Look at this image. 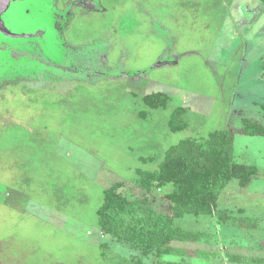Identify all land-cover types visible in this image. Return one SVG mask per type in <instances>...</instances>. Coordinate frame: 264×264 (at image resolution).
<instances>
[{"label":"rangeland","instance_id":"374dc122","mask_svg":"<svg viewBox=\"0 0 264 264\" xmlns=\"http://www.w3.org/2000/svg\"><path fill=\"white\" fill-rule=\"evenodd\" d=\"M99 1L98 12L71 20L62 41L50 0L15 2L3 14L13 34L33 37L0 33V264H106L103 243L156 264L154 255L101 233L104 191L121 183L124 195L144 198L139 172L157 170L171 146L217 130L233 133L236 160L256 166L258 175L245 188L233 180L215 215L176 220L210 241L172 243L182 254L160 260L237 264L229 256H263L264 136L242 129L245 119L264 125V5ZM64 40L80 51L96 41L107 58L96 68L81 61L76 70H52L48 58L65 68L80 61L65 60L73 49ZM153 93L170 96L167 108L145 106ZM180 107L187 128L173 132L171 114ZM169 190L154 187L147 195L154 209L167 211ZM223 213L260 223L255 230L225 227L217 220Z\"/></svg>","mask_w":264,"mask_h":264},{"label":"trees","instance_id":"16d2710c","mask_svg":"<svg viewBox=\"0 0 264 264\" xmlns=\"http://www.w3.org/2000/svg\"><path fill=\"white\" fill-rule=\"evenodd\" d=\"M264 5V0H260ZM170 96L153 93L143 98L151 110L167 108ZM187 109L176 108L170 118V128L179 132L187 128L184 115ZM242 133L249 136H264V125L251 119L244 120ZM258 175V168L236 160L234 135L228 130L211 132L206 138L186 139L166 150L164 159L155 171L139 172L138 186L144 191V198L131 199L116 183L104 191L103 203L97 210L101 233L119 243L129 244L144 257L154 255L156 264H191L160 260L163 256L181 255L182 251L172 243L209 242L210 235L199 231L185 230L176 225V220L215 215L219 198L227 186L237 180L239 186L247 187ZM168 188L163 200L167 211L156 210L147 197L153 188ZM220 225L240 230H255L259 219L246 216L219 214ZM262 247V248H261ZM106 264H149L142 258H128L113 253L107 243L101 245ZM264 251V246H259ZM197 255L208 259L214 253L200 252ZM231 263L264 264V255L258 257L229 256Z\"/></svg>","mask_w":264,"mask_h":264},{"label":"flooded vegetation","instance_id":"af4514ba","mask_svg":"<svg viewBox=\"0 0 264 264\" xmlns=\"http://www.w3.org/2000/svg\"><path fill=\"white\" fill-rule=\"evenodd\" d=\"M24 1L26 2V0H17L16 2H24ZM100 3L101 1L99 0H50V5L55 10V15L57 19L56 27L58 29L57 32H58V36L60 40L65 37V29H67V26L69 25L71 20H74V18L77 17L78 13L93 14L95 12H98ZM96 44L97 42L95 41L94 43H91L92 46L89 49L86 47L88 50L80 51V50H77L75 46L68 44L64 40V42H62V45L72 46L71 49H73L66 55L65 60H68V57L70 56L72 59L80 58V61H78V63H74V62L72 63L71 60H69L70 63H68L67 67L65 68V66H60L54 61H52V59L48 58L47 64H50L52 68H54L52 70L60 69L61 71H64V72L66 71L67 68L69 69L72 68L71 70H76V66L78 64H82L80 63L81 61H83V64L84 63L91 64L94 68H96L97 66H99V63H102L100 62L102 55H104L107 58V54L103 52V50L99 49V51H97L96 49H94V46H96ZM82 58H84V60H81ZM112 70L109 72H112V73L116 72V75L118 74L116 78L124 79L125 75H120L119 73H117L119 69H115V71L114 70L112 71ZM80 71L82 73L85 72L83 70H80ZM107 74L108 73H105L98 77L101 78L102 76H105ZM111 76L113 75L110 73V77Z\"/></svg>","mask_w":264,"mask_h":264},{"label":"water","instance_id":"95a60500","mask_svg":"<svg viewBox=\"0 0 264 264\" xmlns=\"http://www.w3.org/2000/svg\"><path fill=\"white\" fill-rule=\"evenodd\" d=\"M17 0H0V33L4 34L7 37L10 38H31L33 35H18L13 34L8 27L6 26L4 20H3V14H5L9 8L11 7V4L13 2H16Z\"/></svg>","mask_w":264,"mask_h":264}]
</instances>
